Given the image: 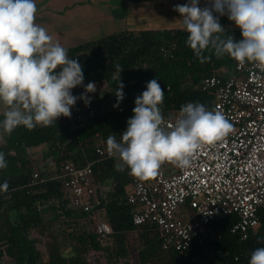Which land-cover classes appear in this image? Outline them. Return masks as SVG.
Here are the masks:
<instances>
[{
    "label": "trees",
    "instance_id": "16d2710c",
    "mask_svg": "<svg viewBox=\"0 0 264 264\" xmlns=\"http://www.w3.org/2000/svg\"><path fill=\"white\" fill-rule=\"evenodd\" d=\"M220 35L224 39L229 35L236 40L242 38L240 29L225 30ZM186 40L183 28L125 29L65 48L68 57L83 66L84 85L107 82L110 92L106 98L88 93L100 108L97 116L83 127L61 116L47 127L37 125L29 130L18 126L10 134L0 128V152L8 163L6 169H0V185L5 181L9 185L6 192L0 188V264H93L91 254L99 251L107 264H249L251 253L264 247L262 210L260 224L248 238L232 232L235 216L222 215L213 224L217 236L205 245L184 252L164 248L159 229L150 224L135 225L132 207L118 202L135 177L129 175L126 167L117 171L119 158L98 160V135L117 139L127 129L135 99L152 79H157L165 91L160 106L163 116L172 115L186 103H200L211 111L215 95L202 88V81L231 65L234 59L227 54L217 58L212 51H205L208 59L201 63ZM117 64L123 68L121 73L116 71ZM119 80L125 86V95L114 107ZM83 92V86L72 89L77 97ZM112 101V109L107 110L106 103ZM43 143L48 144V154L56 167L67 161H92L96 182L110 185L105 208L114 233L108 244H101L88 214L75 209L64 180L35 166L29 149ZM36 171L39 177L34 182ZM41 241L45 250L39 247Z\"/></svg>",
    "mask_w": 264,
    "mask_h": 264
},
{
    "label": "clouds",
    "instance_id": "9594fccd",
    "mask_svg": "<svg viewBox=\"0 0 264 264\" xmlns=\"http://www.w3.org/2000/svg\"><path fill=\"white\" fill-rule=\"evenodd\" d=\"M200 0L175 5L181 16L186 44L204 63L205 51L217 58L229 55L240 64L254 63L264 71V0ZM36 0H0V103L6 107L0 128L12 133L18 126L31 130L37 125L51 126L61 116L71 118L77 100L91 104L88 93L96 92V84L84 85L83 66L70 59L67 50L46 28L37 24ZM227 16L240 29L242 38L221 37L225 29L220 16ZM116 71L123 68L117 64ZM83 86L79 97L72 89ZM123 83L115 90L118 107L124 99ZM164 93L157 79L147 83L146 90L135 99L133 116L118 142L108 136L107 152L121 163L117 171L129 169V175L148 181L158 175L164 163L187 169L195 154L203 147L222 141L233 125L219 111L207 110L200 103H186L174 124H167L161 112ZM5 154L0 152V169H6ZM5 181L0 188L8 190ZM249 264H264V247L256 248Z\"/></svg>",
    "mask_w": 264,
    "mask_h": 264
},
{
    "label": "built area",
    "instance_id": "2783aa9c",
    "mask_svg": "<svg viewBox=\"0 0 264 264\" xmlns=\"http://www.w3.org/2000/svg\"><path fill=\"white\" fill-rule=\"evenodd\" d=\"M223 68L232 69L207 76L202 88L214 93L211 111H221L233 131L222 141L199 150L190 168L164 163L156 177L148 181L135 178L128 192L118 197L119 203L132 207L135 225L150 224L159 229L166 249L184 252L205 245L217 236L213 224L222 215L237 218L232 232L242 239L260 224L264 210V71L254 63L240 64L235 59ZM113 104L107 102L106 109L111 110ZM99 108L93 101L88 106L76 103L71 114L73 124L85 126ZM179 114L180 110L163 117L167 124H174ZM120 139L121 134L117 141ZM106 141V136L98 135V160L118 158L108 154ZM94 173L92 161H67L56 167L52 177L64 180L73 206L88 214L98 239L106 245L114 233L105 208L110 185L96 182ZM38 177L36 171L34 182Z\"/></svg>",
    "mask_w": 264,
    "mask_h": 264
},
{
    "label": "crops",
    "instance_id": "0c3cea01",
    "mask_svg": "<svg viewBox=\"0 0 264 264\" xmlns=\"http://www.w3.org/2000/svg\"><path fill=\"white\" fill-rule=\"evenodd\" d=\"M36 4L38 11L35 22L47 29L48 34L53 37V42H59L67 48L80 42L97 39L94 37L96 35L99 38L102 37L101 32L105 27V20L107 17L110 18L105 14V5L110 6L111 19L115 20L116 16H126L129 0H36ZM136 4L138 8L135 7V10L137 8L138 16L135 20L138 23L134 24V28L131 29L138 31L145 28L170 29L157 27L155 20L151 19L152 16L148 13H141L143 6ZM169 16L177 17L178 20L181 18L177 11Z\"/></svg>",
    "mask_w": 264,
    "mask_h": 264
},
{
    "label": "rangeland",
    "instance_id": "374dc122",
    "mask_svg": "<svg viewBox=\"0 0 264 264\" xmlns=\"http://www.w3.org/2000/svg\"><path fill=\"white\" fill-rule=\"evenodd\" d=\"M136 3L143 6L142 8L144 9L142 10L141 13H148L150 16H152L151 19L155 20V22L157 23L155 25H158L157 27L171 28V27H182L181 18H179L178 20L177 17L172 18L171 16H169V14H172L175 12L174 6L178 4L183 5V4L189 3V0H142V1L129 0V7H127L126 16H116L114 17L115 20L111 19L112 16L110 13L111 12L110 6L105 5V14L107 16H110V18L107 17V19L105 20V27L102 29V32H101L102 35L106 36V35L116 33V32H119V31H122L128 28L130 29L134 28L133 25L138 23L135 20V18L138 16L137 15L138 6H136L137 5ZM199 6L201 8L205 7L206 6L205 0H200ZM135 7H137L136 10H135ZM161 13L163 14L162 16H161ZM219 23L222 25V27L225 30L239 29L235 26L234 22L228 19L226 15L219 17ZM134 30L138 31L137 29H134ZM94 37L99 38V36L97 35ZM231 69L222 68L221 70L228 73L231 71ZM109 92H110V88L108 86V83L102 82L96 85L95 93H89V94H91L92 96L95 95L97 97L104 96V98H106ZM108 100H110V98ZM4 111H6V107L3 103H0V113ZM47 150H48L47 143H43L39 146H34L29 149L30 154L32 155L34 159L35 166H37L38 169H41V170L43 169L48 175L53 176L56 174V165L53 161L52 156L48 154ZM39 247L43 250L46 249L44 241H41L39 243ZM90 258L93 264H107L105 255L100 251L91 254Z\"/></svg>",
    "mask_w": 264,
    "mask_h": 264
}]
</instances>
